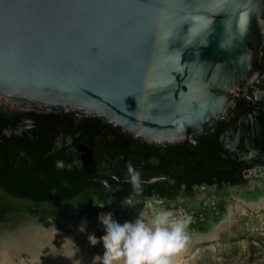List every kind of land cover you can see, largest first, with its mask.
I'll list each match as a JSON object with an SVG mask.
<instances>
[{
	"label": "water",
	"instance_id": "water-1",
	"mask_svg": "<svg viewBox=\"0 0 264 264\" xmlns=\"http://www.w3.org/2000/svg\"><path fill=\"white\" fill-rule=\"evenodd\" d=\"M263 8L264 0H0V93L16 105L101 116L146 142L194 141L264 67ZM256 173L214 194L187 232L215 235L235 203L263 200L264 167Z\"/></svg>",
	"mask_w": 264,
	"mask_h": 264
},
{
	"label": "flooded vegetation",
	"instance_id": "flooded-vegetation-1",
	"mask_svg": "<svg viewBox=\"0 0 264 264\" xmlns=\"http://www.w3.org/2000/svg\"><path fill=\"white\" fill-rule=\"evenodd\" d=\"M129 163L140 173L139 194ZM261 167L264 67L227 117L178 144L146 142L97 115L16 105L0 93V235L45 228L54 217L62 219L59 225L101 229L100 213L151 217L149 204L183 205L190 216H204L214 194L256 179Z\"/></svg>",
	"mask_w": 264,
	"mask_h": 264
},
{
	"label": "clouds",
	"instance_id": "clouds-1",
	"mask_svg": "<svg viewBox=\"0 0 264 264\" xmlns=\"http://www.w3.org/2000/svg\"><path fill=\"white\" fill-rule=\"evenodd\" d=\"M247 26V13L239 18V27L243 32ZM130 183L135 194L142 192L140 173L131 163L127 165ZM131 196L124 201L129 205ZM111 201H109L110 203ZM103 207V205H100ZM151 217L147 221L140 214L134 222H117L112 213H100L99 222L103 225L105 235L99 239L88 236L91 245L103 243L104 254L93 259V264H173L172 257L183 251L189 243L187 222L182 218H174L171 210L153 207ZM86 224L82 223L81 231Z\"/></svg>",
	"mask_w": 264,
	"mask_h": 264
},
{
	"label": "bare ground",
	"instance_id": "bare-ground-1",
	"mask_svg": "<svg viewBox=\"0 0 264 264\" xmlns=\"http://www.w3.org/2000/svg\"><path fill=\"white\" fill-rule=\"evenodd\" d=\"M248 206L250 208L264 207V199L259 202H237L233 205L232 210L235 212L240 207L247 208ZM168 209H172L174 218L185 219L187 224L192 221L187 207L183 205L179 207L170 206ZM192 215L194 214L192 213ZM148 219L149 215L145 217L146 221ZM203 219V222L206 223L209 218L205 216ZM54 220L62 222L59 217H54ZM122 221L123 224L124 222H134L135 220L127 218ZM54 225L59 224L52 223L45 228H28L20 234L17 233L18 231L1 234L0 264H93L94 257L103 256L102 241L93 246L89 242L88 236L94 234L99 239L105 235L104 229L85 227V231H81L76 222L72 225L66 224L67 229L54 228ZM187 234L189 243L185 249L191 248L202 239L214 237L213 233L187 232ZM182 252L175 254L176 260L180 259ZM97 264H99V258L97 259Z\"/></svg>",
	"mask_w": 264,
	"mask_h": 264
},
{
	"label": "rangeland",
	"instance_id": "rangeland-1",
	"mask_svg": "<svg viewBox=\"0 0 264 264\" xmlns=\"http://www.w3.org/2000/svg\"><path fill=\"white\" fill-rule=\"evenodd\" d=\"M124 218L119 216L115 220L122 224ZM95 226L91 228L96 229ZM53 227L67 229L66 225ZM172 261L173 264H264V207H240L218 226L214 237L198 241L183 250L180 259L176 260L174 255Z\"/></svg>",
	"mask_w": 264,
	"mask_h": 264
}]
</instances>
